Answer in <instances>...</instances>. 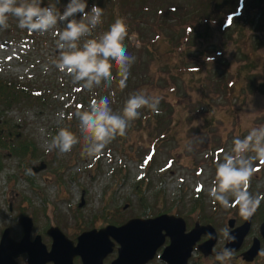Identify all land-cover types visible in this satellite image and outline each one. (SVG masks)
<instances>
[{
	"label": "rangeland",
	"instance_id": "obj_1",
	"mask_svg": "<svg viewBox=\"0 0 264 264\" xmlns=\"http://www.w3.org/2000/svg\"><path fill=\"white\" fill-rule=\"evenodd\" d=\"M68 2L44 0L43 6L56 5L63 11ZM245 2L243 16L222 33V19L235 10L238 0H88L89 11L94 3L105 9L102 29L94 30L93 36L103 34L116 19H123L128 30L124 44L136 57L126 87H120L113 66L115 79L110 86L99 87V97L115 99L114 112L122 111L129 95L139 90L161 98L159 114L142 109L141 118L132 122L127 134L118 136L96 158L83 153V135L75 116L77 111L88 110L89 92L49 63L59 55L56 30L30 35L10 18L8 28L0 29V79L5 86L14 79L21 89L8 88L17 94L14 105L0 102V128L12 131L14 139L18 133L21 137L16 147L0 144V229L8 215L6 199L13 200L18 193L25 205L20 208L22 214L44 204L48 217L44 211H37L35 216L43 236L57 226L75 239L84 231L108 224L118 226L130 219L173 214L186 220L189 231L196 222L211 225L218 235L215 253L221 252L228 243L221 229H231L228 223L235 220L234 231L246 220L240 217L238 207L225 210L208 195L216 164L231 150L234 138L243 139L252 126L264 125V0ZM171 6L177 11L171 12ZM145 8L149 10L142 11ZM140 16L145 19L138 33L136 19ZM203 18L216 22L203 25ZM186 25L194 28L190 36L185 32ZM57 30L62 31L63 25L58 24ZM26 38L34 43L23 50L17 45ZM216 51V61L205 62V57L214 56ZM45 64L50 67L47 73L43 71ZM191 67L200 71L190 73L187 70ZM233 80L236 85L231 87ZM24 90L43 94L25 96L21 94ZM252 113L257 114L246 116ZM149 114L150 119L142 120ZM54 128H65L77 137L79 142L70 153L48 151ZM154 142L157 149L152 147ZM215 151L221 153L215 155ZM150 152L154 154L146 170L149 182L146 178L140 181L137 177L143 171L139 165ZM41 161L47 167L35 174L30 168H40ZM255 166L249 191L264 195V163L257 161ZM252 217L244 246L228 264H264V256L250 263L243 260L254 239H261L264 200ZM9 228L16 237L11 233V239L20 241L18 223ZM207 240L208 236H203L198 245ZM43 241L51 246L47 237ZM116 257L117 253L111 255L105 264ZM76 264L81 262L77 260ZM149 264L165 263L154 260ZM190 264L219 262L215 256L204 257L199 251Z\"/></svg>",
	"mask_w": 264,
	"mask_h": 264
},
{
	"label": "clouds",
	"instance_id": "obj_2",
	"mask_svg": "<svg viewBox=\"0 0 264 264\" xmlns=\"http://www.w3.org/2000/svg\"><path fill=\"white\" fill-rule=\"evenodd\" d=\"M43 5L44 0H0V29H7L9 19L15 18L17 27L30 33L44 35L56 30L58 38L55 43L59 55L49 63L94 97L88 110L77 111L75 116L83 135V153L96 158L118 136L127 134L132 122L141 118L142 109L159 114L161 98L139 90L129 95L120 112L113 111L108 96L96 99L94 90L103 84L110 86L114 81L113 66L120 78V87L124 88L135 63L136 57L128 53L124 44L128 36L124 20L116 19L107 31L93 37L94 30L103 23L105 11L98 4H92L90 11L88 0H69L63 11L56 5ZM58 24L63 25L62 31L57 30ZM49 70V64L43 65L45 73ZM78 142L72 132L61 128L51 137L48 151L67 154ZM232 145L231 150L224 153L222 161L216 164L215 178L208 195L225 210L238 207L240 217L249 220L264 200V195H253L249 191L251 178L257 171L255 162L264 163V125L252 126L243 139L234 138ZM188 150L191 151L190 144ZM221 232L229 243H236L232 229L224 227ZM206 235L209 239L216 238L210 233ZM214 255L219 264H228L236 250L225 247L219 253L214 250ZM258 255L264 256V246Z\"/></svg>",
	"mask_w": 264,
	"mask_h": 264
},
{
	"label": "water",
	"instance_id": "obj_3",
	"mask_svg": "<svg viewBox=\"0 0 264 264\" xmlns=\"http://www.w3.org/2000/svg\"><path fill=\"white\" fill-rule=\"evenodd\" d=\"M45 167L35 169L40 171ZM252 217L247 222L233 231L236 243H227L228 248L239 251L245 242V237L251 229ZM235 221L229 222L233 229ZM216 237L214 229L210 226L197 225L191 232H187L186 222L182 218L170 215H162L153 219H132L121 227L109 225L100 230H92L83 233L77 246L74 242L61 233L58 228H53L49 234L53 236V245L50 252L42 244L41 239L31 244L28 234L25 239L17 243L5 236L0 246V264H18L16 259L22 255H28L30 264L38 256L44 254L46 258L43 264H74L76 258H80L82 264H104L105 260L118 248V257L112 264H149L159 250L163 248L167 240L169 245L164 249L160 259L165 264H189L193 252L197 247L205 257L215 256V239L198 245V242L206 234ZM261 235L264 238V224L261 226ZM198 245V246H197ZM260 240L256 239L253 246L243 257L248 263L253 262L259 255Z\"/></svg>",
	"mask_w": 264,
	"mask_h": 264
},
{
	"label": "flooded vegetation",
	"instance_id": "obj_4",
	"mask_svg": "<svg viewBox=\"0 0 264 264\" xmlns=\"http://www.w3.org/2000/svg\"><path fill=\"white\" fill-rule=\"evenodd\" d=\"M35 174H39V173H35ZM42 179L45 180L44 178H42ZM6 201H7V207L9 208V210H8L7 217L5 219H3L4 220L3 227L0 229V239H1L0 240V246H1L2 240L5 239V236L7 234L9 235V239H11L12 230L9 227L10 226H17V223L20 226L19 233L21 234L20 235L21 237L18 239L24 238V230L20 224L21 216L26 215V214H22L20 211V208L25 207L24 200L20 197V195H16V196H14L13 200L8 198V199H6ZM40 206H42V207L40 208ZM43 208H44V204H39L38 208L37 207H31L28 211L27 216H29L30 221L32 223V224H29V229L31 232L30 239H43L45 237H47L48 239H51L48 235L49 229L46 230V235L43 236V229L37 227V225H36L37 221L35 220V216H36L37 211H41V212L44 211L46 217H48V213L46 212V209H43ZM46 208H47V205H46ZM12 237L16 238L13 235V233H12ZM46 246L49 248V245H46ZM45 259L46 258L44 257V254H42L41 256H38L32 264H43ZM16 261L18 264H28L27 258L25 256L23 258H19Z\"/></svg>",
	"mask_w": 264,
	"mask_h": 264
},
{
	"label": "trees",
	"instance_id": "obj_5",
	"mask_svg": "<svg viewBox=\"0 0 264 264\" xmlns=\"http://www.w3.org/2000/svg\"><path fill=\"white\" fill-rule=\"evenodd\" d=\"M258 2V1H257ZM113 3H116V1H113ZM98 5H101V4H98ZM111 11H112V13L114 14V10H113V5L111 6ZM142 11H144V9H142ZM110 13V12H109ZM145 18L144 17H141L140 16V18H138V19H136L137 21H139V22H137V23H139L140 24V26L139 27H137V32L139 33L140 31H141V26H142V23H143V20H144ZM148 24V23H147ZM102 29V27H100V26H98V28H97V31H100ZM97 31H96V34H97ZM107 31V30H106ZM105 32V31H104ZM94 37V36H93ZM98 37V36H97ZM147 49H148V51L149 52H151L150 51V49L147 47ZM10 86H5V85H2V83H0V102L2 103V104H7V105H9V106H12V105H14L15 103H16V101H17V94L15 93V91H12V90H9L8 88H9ZM98 92V94H100V92H99V90L97 91Z\"/></svg>",
	"mask_w": 264,
	"mask_h": 264
},
{
	"label": "bare ground",
	"instance_id": "obj_6",
	"mask_svg": "<svg viewBox=\"0 0 264 264\" xmlns=\"http://www.w3.org/2000/svg\"><path fill=\"white\" fill-rule=\"evenodd\" d=\"M19 141V140H18Z\"/></svg>",
	"mask_w": 264,
	"mask_h": 264
}]
</instances>
